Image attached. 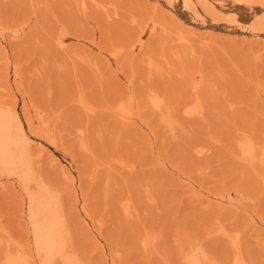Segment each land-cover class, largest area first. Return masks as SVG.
<instances>
[{"label": "rangeland", "instance_id": "1", "mask_svg": "<svg viewBox=\"0 0 264 264\" xmlns=\"http://www.w3.org/2000/svg\"><path fill=\"white\" fill-rule=\"evenodd\" d=\"M0 116V264H264V0H0Z\"/></svg>", "mask_w": 264, "mask_h": 264}, {"label": "bare ground", "instance_id": "2", "mask_svg": "<svg viewBox=\"0 0 264 264\" xmlns=\"http://www.w3.org/2000/svg\"><path fill=\"white\" fill-rule=\"evenodd\" d=\"M157 105V104H156ZM0 116V165L7 170L13 169L14 171L19 170L17 165L19 157L18 153L21 150V145L23 144V130H18L16 136L11 135L10 123ZM18 128V127H17ZM23 140V141H22ZM26 140V139H25ZM264 151V149H263ZM263 153V152H262ZM264 155V154H263ZM18 157V158H17ZM264 158V157H263ZM17 166V168H15ZM11 171V170H10ZM35 203L31 200V204ZM36 213L34 208L32 210V217H35ZM35 233L39 235L40 241H42L43 249L50 253L52 251L53 243V232L54 228L51 222H47L44 226L43 222L39 219L34 220Z\"/></svg>", "mask_w": 264, "mask_h": 264}]
</instances>
